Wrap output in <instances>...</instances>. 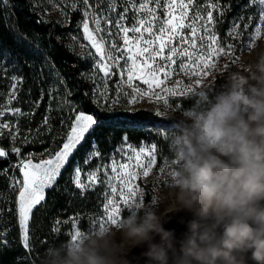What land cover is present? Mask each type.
<instances>
[{
  "label": "snow or ice",
  "instance_id": "6c2138e0",
  "mask_svg": "<svg viewBox=\"0 0 264 264\" xmlns=\"http://www.w3.org/2000/svg\"><path fill=\"white\" fill-rule=\"evenodd\" d=\"M56 8H61L59 3L52 0ZM10 0H0V5L7 8ZM83 5L80 8V5ZM72 10H80L82 18L77 22V29L82 28V39L88 44H80L82 48L94 49L89 53L92 59L91 73H82V76L93 79L96 87L93 89V101L100 106L109 103V93L112 91L110 81L115 80V97L112 104L119 103L123 97L127 104L136 105L138 101L148 98L150 101L163 104H172L170 98L185 97L189 85L194 81L196 85L201 83V78L209 76L218 65L219 59L230 57L234 54L232 40L240 36L241 24L245 28L255 24L254 32L247 41V49L254 46L255 42L264 36V0H248L243 5L241 12L233 18L230 29L226 35L227 42L221 40L217 25L225 19L226 12L230 10L228 4L222 0H71ZM99 10V11H98ZM62 14L67 16L61 8ZM131 13V16L129 15ZM70 22V17H68ZM14 30V26H13ZM71 36V34H70ZM59 39V37H57ZM74 49L78 42L76 36H71ZM37 49L39 46H36ZM11 53L7 49L0 50V71L7 76L9 68H15L18 61L13 59L9 63ZM179 61V63H178ZM44 65L50 66V75H53V83L49 86V103L47 113L53 111L52 100L59 96L56 110L68 109V123L61 119V127L67 125L62 132V144L54 151L49 148L40 153L38 162L37 153L29 152L22 155L21 148L16 146V137L20 134L19 117L34 115V111L24 113L20 107H13V101L18 97V85L23 77L13 72L9 78V91L0 92V96H6V100L0 103V138L4 131L8 130L11 140L10 151L0 146V158H8L10 152L17 157V163L12 165L22 173V178L15 172L10 176V191L16 193V213H18V225L22 236L23 248L31 252L30 222L33 220L34 209L45 201L46 189L56 185L61 170L69 163V158L85 141L89 134L91 151L86 150L87 163L93 157H102L98 150L97 141L94 138L98 130L105 127L123 126L134 123L139 118L127 116H112L105 118L83 109L77 110V106L67 99L70 92L58 70L51 67V60L45 53ZM44 65L41 66L43 71ZM227 66V65H225ZM192 79L189 84H183L177 80L173 86H166L171 77L177 73ZM140 82V83H137ZM58 84H64L65 94L59 95ZM146 85L147 87H142ZM160 89V91H156ZM43 100V91L40 101ZM39 106V101L33 103V109ZM179 107V105H177ZM11 114L17 117L15 126L11 120H5V116ZM149 119L157 126L166 127L163 116L155 112ZM47 126L46 131H53L49 123V115L46 114L41 122ZM29 132L32 130L29 129ZM39 133V128L36 130ZM166 131L163 132V135ZM56 136L52 137L55 145ZM28 143V138H22ZM123 140L128 141L124 135ZM157 143H151L150 147H134L132 143H125L114 151L109 163H98L94 169L87 172L86 181L79 160L74 162L72 180L77 189L82 193L96 185H106L103 203V213L91 220L89 229L97 225L115 224L120 218L123 208L142 201L145 198L144 189L137 183L141 176L146 177L157 164ZM117 154L120 159L117 160ZM7 169L0 170V174H6ZM103 173V175H101ZM4 190H0V202L9 200ZM5 209L0 208V218ZM8 211H13L11 207ZM72 230L70 237L81 231L75 216L71 217ZM56 225H60V219H56ZM52 231L61 233L60 227H54ZM12 245L4 235L0 239V255L11 251ZM14 264H29L25 255H17Z\"/></svg>",
  "mask_w": 264,
  "mask_h": 264
},
{
  "label": "clouds",
  "instance_id": "9594fccd",
  "mask_svg": "<svg viewBox=\"0 0 264 264\" xmlns=\"http://www.w3.org/2000/svg\"><path fill=\"white\" fill-rule=\"evenodd\" d=\"M186 97L182 109L154 108L171 125L164 165L145 177L151 198L115 224L54 238L38 264H131L145 247L147 264H264V44L193 81ZM180 213L191 219L178 238L165 225Z\"/></svg>",
  "mask_w": 264,
  "mask_h": 264
},
{
  "label": "trees",
  "instance_id": "16d2710c",
  "mask_svg": "<svg viewBox=\"0 0 264 264\" xmlns=\"http://www.w3.org/2000/svg\"><path fill=\"white\" fill-rule=\"evenodd\" d=\"M68 15L61 12V8H56L52 0H10L7 8L0 5V50L10 51L11 60L18 61L15 68H9L7 76L0 71V92L9 91L10 80L8 77L13 72L23 77L22 83L18 85V97L13 101V107H20L24 113L34 111V115H24L19 117L20 134L16 137V146L21 148L22 155L29 152L37 153L36 161L40 159L39 154L45 149L51 148L53 151L58 148L63 141L62 132L66 131L67 125L61 127V119L68 123V109L56 110L57 100H52L53 111L46 112L49 103V86L53 83V75H50V66L44 65L45 53L51 60V67L58 70L64 79L70 95L67 99L77 106V110H85L95 113L98 116L109 118L112 116H127L139 118L130 125L105 127L95 134L98 150L102 157H93L87 163L86 150L91 151L89 145V134H86L85 141L69 158V163L61 171L57 178L56 185L46 189L45 201L34 209L33 220L30 222V244L31 252L23 248L22 236L18 225V214L16 213V193L10 191V176L13 172L20 177L18 169L12 165L17 163V157L10 152L8 158H0V170L7 169L6 174H0V190H4L9 200L0 202V208H4L3 217L0 218V233H5L12 245L11 251H6L0 255V264H14L17 255H25L29 264H38L40 253L47 247L54 238L68 239L72 230L71 217L80 221L83 226L98 211L100 203L99 187L88 189L82 193L77 189L73 180V165L79 160L80 166L86 177L87 172L94 169L98 163H110L111 155L125 143H132L140 146L143 143H157L161 150H167L163 132L167 131L171 125L168 119H164L166 127L155 125L150 119L155 113L145 109H135L133 105L126 103L122 97L119 103L112 104L111 99L115 97V80L113 77L109 82L112 91L109 93V103L104 104L103 99L98 107L94 103L93 89L96 82L93 79L82 76V73H91L92 59L89 55L92 49L80 46L81 43L87 45V41L82 39V28L77 29V22L82 18V12L72 10L71 0H54ZM95 3V0H92ZM248 0H222L228 4L230 10L226 12L222 23V34L229 30L233 18L240 12ZM80 8L83 7L81 4ZM70 17V22H68ZM61 18V19H60ZM14 26V30H13ZM76 36L78 42L74 49L71 36ZM59 37V39H57ZM39 46L37 49L36 46ZM44 65L43 71L41 66ZM219 81V79H218ZM59 95L65 94L64 84H58ZM43 91V100L40 101ZM6 96H0V103L5 102ZM39 101V106L33 109V103ZM172 102H176L173 100ZM183 106H187L188 99L177 100ZM49 115V123L53 131L48 133L46 127L41 124L43 117ZM11 120L13 126L17 117L8 114L4 118ZM39 128V133L37 129ZM32 131L29 132L28 130ZM56 136L55 145L52 144V137ZM128 136V141L123 140V136ZM27 137L28 143H24L22 138ZM0 146L10 151L11 140L8 130L0 138ZM83 176V177H84ZM11 207L13 211H8ZM56 219H60L61 224L56 225ZM54 227H60L61 233L52 231ZM1 239V238H0Z\"/></svg>",
  "mask_w": 264,
  "mask_h": 264
},
{
  "label": "rangeland",
  "instance_id": "374dc122",
  "mask_svg": "<svg viewBox=\"0 0 264 264\" xmlns=\"http://www.w3.org/2000/svg\"><path fill=\"white\" fill-rule=\"evenodd\" d=\"M198 2H202V0H198ZM129 15L131 16V13H129ZM257 23H258V20L253 22L252 25L248 28H245L244 25L241 24L240 32L242 34L240 36L236 37L234 40H232V43L234 44V54L232 56H230L231 60H229V57H223L222 56L218 61V65H224L226 63L230 64L232 61L239 58L243 53H245L248 50L247 49V41L251 38L250 33L254 32L255 24H257ZM230 27H231V25H230ZM217 28L220 31L221 40L223 42H227L229 39L226 35L227 31L225 34H222V25L221 24H218ZM262 37H264V36H262ZM255 43L264 44V39H259ZM92 50L94 51V49H92ZM178 63H179V61H178ZM192 79H195V78L194 77L189 78L187 76H184L183 74H180L178 71V73L176 75H174L173 77H171L169 79L166 86H173L177 80H180L182 82V85L183 84H189L192 82ZM218 79H219V77H218ZM137 83H140V82H137ZM141 86L145 87V88L147 87L146 85H142V84H141ZM156 91H160V89H156ZM181 98H187V97L186 96L185 97H172V98H170V101L172 102L173 100H176V102H172L173 106L177 107V105H179V107H177V108L182 109L185 106H183L181 103L177 102V100H180ZM160 103L162 104V102H160ZM156 104H157V102H155L154 100L150 101L148 98H145L142 101H138L137 104L133 105V106L135 109H145V110H149V111H152L155 113L154 108H155ZM164 119H166V118H164ZM145 145L150 147L151 144L143 143L140 146H145ZM134 147H139V146H134ZM166 155H167V150H161L160 148H157V164L153 167V170L158 171L161 167H163L164 158ZM120 158H121L120 155L117 154L116 159L119 160ZM101 175H103V173H101ZM20 177L22 178V173H20ZM83 179H85V181H86L85 176L83 177ZM145 179H146L145 177L141 176L139 178V180L137 181V183L140 185L141 188L144 189L145 199L148 200L151 198V192L153 189H152V186L150 184H147L145 182ZM97 186L99 187L100 199H101L99 206H98V211L90 218V220L87 222V224H85L83 226L81 224H79V226L81 227V230L87 231L91 226V220L98 218L103 213V203L106 202V198L104 196V191L106 190V185H97ZM122 212H126V208H123ZM22 243H23V241H22Z\"/></svg>",
  "mask_w": 264,
  "mask_h": 264
},
{
  "label": "water",
  "instance_id": "95a60500",
  "mask_svg": "<svg viewBox=\"0 0 264 264\" xmlns=\"http://www.w3.org/2000/svg\"><path fill=\"white\" fill-rule=\"evenodd\" d=\"M190 220L191 216H186L185 213H180L169 221L165 227L169 230H175L177 233V237L181 238L183 233L187 231V224L184 223V220ZM147 251V248H136L129 255L128 259L131 261V264H147V257L143 254ZM249 264H253V262L249 261Z\"/></svg>",
  "mask_w": 264,
  "mask_h": 264
},
{
  "label": "built area",
  "instance_id": "2783aa9c",
  "mask_svg": "<svg viewBox=\"0 0 264 264\" xmlns=\"http://www.w3.org/2000/svg\"><path fill=\"white\" fill-rule=\"evenodd\" d=\"M4 235H6L5 233H0V238L3 239Z\"/></svg>",
  "mask_w": 264,
  "mask_h": 264
}]
</instances>
